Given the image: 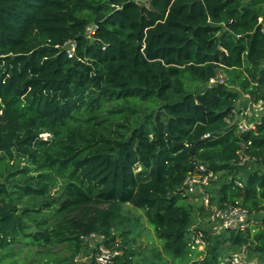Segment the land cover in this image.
<instances>
[{"label": "trees", "instance_id": "obj_1", "mask_svg": "<svg viewBox=\"0 0 264 264\" xmlns=\"http://www.w3.org/2000/svg\"><path fill=\"white\" fill-rule=\"evenodd\" d=\"M263 29L264 0H0V264H77L92 233L113 248L124 205L162 248L121 264H220L243 245L264 263V119L241 134L231 89L264 99ZM220 70L233 79L206 86ZM200 166L212 202L255 224L193 226L182 188Z\"/></svg>", "mask_w": 264, "mask_h": 264}, {"label": "built area", "instance_id": "obj_2", "mask_svg": "<svg viewBox=\"0 0 264 264\" xmlns=\"http://www.w3.org/2000/svg\"><path fill=\"white\" fill-rule=\"evenodd\" d=\"M262 32L264 33V29ZM216 80V78L211 79L208 87H213L211 84H214ZM237 104L233 110V122L236 124L238 131L241 134L255 131L264 119V99L254 100L251 95L246 94L244 102L240 106ZM250 161L247 156H242L238 166L244 167ZM216 180L217 175L213 171H209L205 166H200L195 173L187 176L183 184L182 191L184 195L195 200H203L204 208L209 213L205 223L220 232L226 230L244 231L255 224L254 214L250 213L249 210L239 205L225 204L220 207L212 202L209 188ZM236 183L242 187V183L239 180ZM81 238L89 248H94V264H116V258L120 256V252L115 249V246L113 248L109 246V239L104 233H92ZM189 245L192 250L205 253L208 241L203 232L197 231L193 233ZM219 262L220 264H264L255 255L251 254L248 245L241 246L236 252L231 253L224 259L220 258Z\"/></svg>", "mask_w": 264, "mask_h": 264}, {"label": "rangeland", "instance_id": "obj_3", "mask_svg": "<svg viewBox=\"0 0 264 264\" xmlns=\"http://www.w3.org/2000/svg\"><path fill=\"white\" fill-rule=\"evenodd\" d=\"M71 49L72 44H69ZM216 82L211 84V86H216L219 82L227 83L228 81L233 79V75L230 72H225L224 70H220L219 74L216 78ZM240 79L234 78L232 90H235L240 93V98L238 100V106L244 102L245 95L241 91L239 87ZM206 86H209L208 84ZM249 163L246 166H249ZM253 166V165H252ZM214 189V187H213ZM212 189V190H213ZM210 192V191H209ZM55 194V191L53 192ZM211 194V193H210ZM212 196V195H211ZM189 202H191L196 207V213L194 214V227H200L210 233H214L215 237H220V231L206 225L205 221L209 216L208 211L204 214L200 213V211L204 208V203L202 199L195 200L194 198H189ZM216 204V203H215ZM76 216V215H72ZM113 233L117 237V242L115 245V249L120 252L119 257H132L133 259H139L143 254H147L154 248H162L161 241L158 239L155 231V227L149 223L148 213L144 209L135 208L131 205H124L122 208V219L116 223L113 228ZM129 232L126 237H121L123 232ZM222 238V237H221ZM34 250L37 249H28ZM59 252V250H55ZM234 251H224L222 253V257L225 258L228 254L234 253ZM117 257L116 259H118ZM95 258L94 248L90 247L89 249H84V251L78 256L77 264H91L93 263ZM116 264H121L119 260H116Z\"/></svg>", "mask_w": 264, "mask_h": 264}]
</instances>
